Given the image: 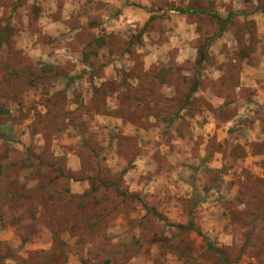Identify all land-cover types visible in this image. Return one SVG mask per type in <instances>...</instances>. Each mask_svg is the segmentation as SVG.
Returning <instances> with one entry per match:
<instances>
[{"label": "rangeland", "instance_id": "374dc122", "mask_svg": "<svg viewBox=\"0 0 264 264\" xmlns=\"http://www.w3.org/2000/svg\"><path fill=\"white\" fill-rule=\"evenodd\" d=\"M66 6L0 0V264H224L198 230L232 264H264V113L256 136L239 126L234 140L210 143L235 158L250 147L255 159L246 166L213 168L200 161L198 146H170L168 134L163 149L155 145L150 159L138 161V136L107 124L99 131L83 104L105 110L118 101L128 116V96L116 92L105 103V93L92 88L100 82L93 66L84 67L85 77L71 73L76 61L65 60V36L43 31L70 19ZM140 7L155 12L154 20L116 27L109 41L115 55L132 51L141 66L143 52H157L166 59V85L180 95L209 87L231 97L239 87L250 101L264 99V0H151ZM102 20L103 28L112 22ZM98 34L81 33L80 41ZM144 79L157 98L153 79ZM72 150L79 161L70 160ZM76 179L87 181L85 191H75Z\"/></svg>", "mask_w": 264, "mask_h": 264}, {"label": "crops", "instance_id": "0c3cea01", "mask_svg": "<svg viewBox=\"0 0 264 264\" xmlns=\"http://www.w3.org/2000/svg\"><path fill=\"white\" fill-rule=\"evenodd\" d=\"M64 1L67 5L64 13L70 19H61L60 22L58 20L57 23L60 28L50 26V28H43V31L52 35H59L57 33L60 32L61 38L65 36V45L62 48L65 52L69 51L65 54L67 57L65 60L76 61L74 62L76 63L74 70H70L71 73L74 72L73 74L85 77V73H82L86 68L85 66H93L94 70L91 74L100 82L92 84V88L95 87L96 91L100 90L105 93V103H107L106 98L110 100V96L116 92L118 95L128 96L130 99V104L126 109L132 110V112L128 116L119 111L120 103L118 101L112 102V104L108 103L105 110H97L96 108L87 109V103L84 99L85 112L90 111V113L83 112V116L87 114L86 116L91 119L94 127L100 131L107 124L109 130L121 128L125 135L138 136L140 148L138 161L150 159L155 145H159L163 149V145L167 144L163 135L168 134L171 139L170 146H176L178 143L187 148L198 146L203 155L200 161L208 162L213 168L228 167L232 169L231 164L243 160H245V166L252 163L255 156L250 153V147H246L248 153L245 157L235 158L230 154H225L222 148H211L210 143L216 142L218 144L220 142L225 143L226 140H234L236 134L233 132H236L235 130L239 126H242L240 129L243 131L247 130L245 133L247 136L250 134L256 136V132H259L256 124L260 122L264 110L259 109L257 111L254 107L259 108L260 105H264L262 96L257 98L259 95H253L252 101H250L238 92L239 87H235L231 97L225 91L220 90L219 93H216L209 87L195 88L190 93L180 95L172 90L174 84L166 85L167 78L163 76L165 72L162 70L166 67L163 62L166 59L157 56V52H143L141 66H139V60H136L135 53L132 51L124 50L118 55L112 52L114 49L110 47L112 43L109 41L111 35L119 31L114 30L116 27H125L131 23L143 27L154 20L155 17L150 21L149 18L155 12L149 14L143 11V7H140L149 5L151 0ZM100 2L103 3L102 6H95L96 3ZM131 2L136 3L135 8L132 7ZM117 9L120 13L116 12ZM103 16L112 19L113 24L107 21L106 28H103L104 25L101 26L99 23L103 21ZM95 26H99V28H93ZM94 32L100 34L96 37L93 36V39H90L87 44L85 40L80 41L81 33ZM72 41L76 42V48L72 46ZM153 44V48L156 49L158 43ZM132 47L133 44H128V48ZM99 67L103 70L100 74H96ZM147 76L153 79L149 81L152 80L151 82L158 89L157 92L155 91V94H158L157 98H155L154 93L149 92L152 85L143 83V81L148 80V78L144 79ZM213 77L214 80H217L219 75L216 74ZM113 82H116L117 86L115 90L111 91ZM165 91L167 94H163ZM84 94L86 95V93ZM160 97L163 98L162 100L167 98L172 103L164 104L158 100ZM199 97L204 98L199 99ZM258 100L263 104L255 105L254 102H258ZM245 119L248 121L247 126ZM249 137L251 138V136ZM95 153H99V150H96ZM69 155L70 160L79 161V156L75 150L70 151ZM74 168L77 167L74 166ZM75 182H72V186L75 185L77 188L75 191H85L88 187L87 181H83L81 184L76 179Z\"/></svg>", "mask_w": 264, "mask_h": 264}, {"label": "trees", "instance_id": "16d2710c", "mask_svg": "<svg viewBox=\"0 0 264 264\" xmlns=\"http://www.w3.org/2000/svg\"><path fill=\"white\" fill-rule=\"evenodd\" d=\"M174 10L177 12H180V13H184V14H187V13L194 14L198 11L207 13L206 10H196V9H187V8H185V9H178V8L176 9L175 8ZM212 15L215 16L216 18L220 19V17L216 13H212ZM230 15H232V14H230ZM153 18H154V16H150L149 21L152 20ZM224 21H226V20H224ZM203 59H204V55L201 54L199 61H201ZM188 228L193 229V224L191 222L188 225ZM198 233L203 237L204 241L207 244L208 249L216 252L221 257L224 264H232V262L226 256H224V254L220 250H218V248H216L212 244L211 240L205 234H203L202 231L198 230Z\"/></svg>", "mask_w": 264, "mask_h": 264}]
</instances>
